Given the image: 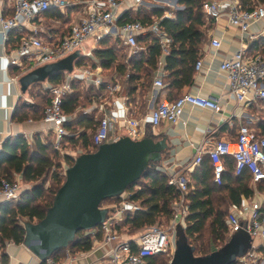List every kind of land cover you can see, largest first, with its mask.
Masks as SVG:
<instances>
[{"label": "built area", "instance_id": "built-area-1", "mask_svg": "<svg viewBox=\"0 0 264 264\" xmlns=\"http://www.w3.org/2000/svg\"><path fill=\"white\" fill-rule=\"evenodd\" d=\"M8 1L12 14L0 16L1 40L7 41L12 29L20 32L16 47L11 53L6 54L9 64L21 66L27 61L32 62L35 68L63 59L76 51L80 54L79 58L84 60L71 71L64 72L65 75L59 82L42 83L49 97V102L42 112V119L48 124V131L52 134V148L59 155L70 154L72 157L70 164L68 162L63 166L64 177L66 169L77 157L70 152L72 149L70 143L79 140L81 136L80 131L72 132L67 127L68 120L63 109L65 98L74 93L76 85L85 90H93V106L88 108L87 112L93 111L98 114L88 152H92L101 144L114 142L122 136H128L134 140L141 139L146 133V124L151 130L162 122L175 124L180 120L186 105L215 113L220 111L221 104L218 99L189 91L175 100L159 101L141 119L130 116L117 118L112 114L110 107L118 100L117 94L122 89V83L116 77H106L102 67L92 63L94 48H86V41L93 39L97 44L100 39L112 36L128 47L131 54L135 52L137 37L151 33L158 37L162 55H165L169 51L171 39L161 29L160 18H154L153 22L146 25L140 20L118 23L117 10L120 0ZM126 2L134 7L138 0H130V2L126 0ZM69 6H79L82 9L77 22L72 24L66 33H54L49 35L47 40H43L35 24L38 16L51 8L62 11ZM202 10L206 21L226 16L232 26L247 33L250 38L258 34L250 32L253 24L259 25V33L264 32V3L245 7L240 0H203ZM165 16L171 17V13L166 12ZM25 29L28 32H24ZM210 46L219 49L221 40L218 37H211ZM163 65V60H158L157 71L153 78V85L158 88L165 86L161 71ZM202 66L203 60L198 58L194 69L200 71ZM218 68L225 73L228 91L238 103L244 106L264 103L263 53H250L245 45H241L222 59ZM13 80H16V77ZM109 97H115V99L111 101ZM1 144L0 138V146ZM206 145L207 141L201 142L196 147L195 155L185 172L167 174L164 167H159L160 172L168 175V184L174 185L179 192L171 205V215L167 226L153 224L134 236L123 233L122 221L125 215L141 209L135 200L129 198V192L124 191L112 202L100 205V208L108 210V215L97 226L82 232L92 238V244L99 243L97 248L105 250V260L108 264H146L147 258L169 250L170 241L174 239L175 226L178 223L185 225L189 215L186 198L187 175L202 161L204 155H207L212 164L214 181L217 183L220 182L221 174L226 170L227 157L232 161L235 175L242 174L244 171L250 174L253 188L264 180V135L256 136L253 131L242 128L234 137L220 138L209 147ZM25 189L19 180L1 178L0 203L17 200ZM224 220L229 235L244 229L251 239L259 241L258 244L252 242L246 254L237 259L241 264L255 262L256 249L264 247V194L254 189L252 196H241L240 203L230 207ZM44 264H56V261L48 257L44 260Z\"/></svg>", "mask_w": 264, "mask_h": 264}, {"label": "trees", "instance_id": "trees-1", "mask_svg": "<svg viewBox=\"0 0 264 264\" xmlns=\"http://www.w3.org/2000/svg\"><path fill=\"white\" fill-rule=\"evenodd\" d=\"M240 1L247 7L264 3V0ZM178 4L182 8L177 10L153 8L141 19H137L141 15L140 12H137L135 17H128L129 14L125 13L123 17L118 18V23L140 20L145 25L153 22L154 18H160L161 29L171 39L169 51L164 56V70L167 75L164 79L162 76V80H165L166 87L169 89L167 96L170 101L182 95L180 90L184 85L191 84L194 64L199 58L198 48L206 39L202 10L203 0H178ZM165 11H171L173 17H166ZM136 41L135 52L128 56L122 48V42L118 38L113 39L109 36L100 39L101 49L94 51L103 70L115 71L123 76L122 86H125L129 98L139 86L140 89H148L151 86L158 60L162 57V49L158 37L155 35L151 33L139 35ZM126 75L128 76L126 77ZM75 88L74 93L65 98L63 109L67 112L72 111L77 103L78 85ZM85 91L88 94L93 92L92 89ZM261 105L264 106V103ZM254 107L255 104L247 106L249 110H254ZM252 125L253 127H246V129L252 130L256 136L264 135L263 116L258 117ZM37 140H35L36 149L34 148L32 151L22 135L7 137L1 144L0 179L12 180L10 171L14 170L21 173L24 181L38 180L39 182L30 189L23 190L17 200L0 203V247L7 240L23 243L24 225L34 220L38 222L43 219L52 204L56 191L62 184L57 172L59 164L53 163L57 152L52 146L40 145ZM85 141H87L86 137ZM96 150L97 148L93 151ZM227 158L225 160L226 170L221 174L219 183L214 181L212 164L207 155H204L202 161L187 175L188 193L186 198L189 215L184 234L188 245L193 248V254L196 256H204L212 252L204 246L205 239L224 242L218 248L228 243L230 235L224 220L227 206L239 204L241 196L250 197L253 195V189L249 185L250 174L244 171L242 174L235 175L232 161L229 157ZM156 163L150 162L140 178L125 190L130 193L131 200H140L143 206L142 209L128 213L123 218L122 225L127 226L129 232H136L142 228L144 230L155 224L159 216L170 217L171 205L179 195L176 187L168 184V175L156 169ZM51 170L52 172H50ZM47 174L51 177V182L45 188ZM140 179L143 182L140 183ZM256 188L264 194V180L260 181ZM115 198H111V202ZM91 246L92 238L79 231L68 246L57 250L50 257L54 258L59 251L61 252L65 248L87 250ZM155 257L147 258L146 264H155ZM236 262L232 264H236Z\"/></svg>", "mask_w": 264, "mask_h": 264}, {"label": "crops", "instance_id": "crops-1", "mask_svg": "<svg viewBox=\"0 0 264 264\" xmlns=\"http://www.w3.org/2000/svg\"><path fill=\"white\" fill-rule=\"evenodd\" d=\"M160 2L168 6H172L174 3L173 0H161ZM145 3L153 5L150 0H138V3L134 7H131L126 0H120V6L117 10L118 18L123 17L125 13L129 14L128 17H134L137 12L142 11L141 6L146 7L144 5ZM177 3L178 0L176 1ZM81 11L82 9L79 6H69L62 11L55 8L49 9L39 15L35 21L38 34L43 40H47L48 36L54 33H66L70 26L77 22ZM166 12H170L171 17H173L171 11ZM11 14L12 9L9 1L0 0V16H10ZM125 18L127 19V17ZM204 22L206 39L198 48V55L203 60V66L200 71L193 69L191 84L184 85L180 92L183 94L191 91L200 93L203 96L216 98L221 104V109L218 113H215L210 110L186 105L180 120L175 124L162 122L152 130L146 124L144 137L151 135L154 140H166L167 145L162 151L161 160L156 163V169L159 170L160 166L164 167L167 174L185 172L186 167L195 155L196 147L201 142L207 141L206 147H209L215 140L234 137L240 129L253 127L252 123L255 122L254 118L257 116L254 113L252 114L247 106L238 103L229 93L225 73L219 70L218 65L222 59L229 56L241 45H245L250 53L261 52L264 54V32L259 33V25L253 24L250 32L252 34H255V32L258 34L254 38H250L247 33H243L239 28L232 26L226 16H221L216 20L210 21H206L204 18ZM24 32H28V30L25 29ZM19 34L20 32L16 29L10 30L8 40L5 42H2L0 36V138L3 142L7 137L22 135L32 151L34 148L36 149V139H38L37 141L40 145L52 146V134L48 131V124L42 119V111L31 100L32 95L28 90L31 88H39L42 90V93H44L43 108L48 102V95L42 83L31 85L25 92H22L19 78L33 69V65H28L26 61L21 66L8 63L6 54L11 53L16 47ZM109 37L116 39L112 36ZM211 37H218L221 40V47L219 49H214L210 46ZM86 48H94L92 51L93 59L91 61L94 65L99 64L94 54L95 50L101 49L99 43L96 44L93 39H90ZM165 55L161 57L164 65ZM83 61L80 58L74 60L73 68L80 65ZM164 65L161 68L163 79L167 75V72L164 70ZM64 72L68 71L60 72L57 76L52 79H47L44 82L57 83L64 77ZM104 72L108 78L116 77L120 79L123 85V76H120L118 72H111L110 70H104ZM155 72L152 76L151 86L148 89H140L139 86L130 98L127 96L125 86H122L121 91L117 94L118 100L114 103L112 102L113 106L110 107L115 117L130 116L141 119L159 101L169 99L167 96L169 89L166 87L165 80H163L165 84L163 88H158L153 85ZM15 77L16 80H13ZM78 88L77 103L72 108V111L67 112L64 110L68 120L67 127L72 132L80 131L81 133L80 139L71 143L72 149H70V152L76 156L88 152L91 135L97 124L98 117L96 112H87V109L93 106V98L89 97L90 93L88 94L80 86ZM109 98L111 101L115 99V97ZM85 137L87 141H85ZM76 149L79 151L76 152ZM58 157L62 160L60 164L66 161L70 164L72 160L70 154L64 156L58 154ZM10 177L12 180H19L26 189H30L39 182L38 180L24 181L22 180L21 173L15 172L14 170L10 171ZM45 179L44 187L46 188L51 182L49 174H47ZM249 185L254 190L251 182H249ZM135 203L140 205L142 209L143 206L140 200H135ZM133 212L131 211L130 213ZM251 242L255 244L259 243L256 239H252ZM98 245L99 243H93L87 250L65 248L61 252L59 251L53 259L56 261V264H108L105 260V250L100 247L97 248ZM254 255L256 261L251 264H264V247L257 248ZM0 264H44V261L40 260L24 243H15L7 240L0 247Z\"/></svg>", "mask_w": 264, "mask_h": 264}, {"label": "water", "instance_id": "water-1", "mask_svg": "<svg viewBox=\"0 0 264 264\" xmlns=\"http://www.w3.org/2000/svg\"><path fill=\"white\" fill-rule=\"evenodd\" d=\"M173 1L176 4L177 0ZM79 57L76 51L31 69L19 78L22 92L60 72L71 71L73 61ZM166 145L165 139L154 140L151 136L138 140L122 136L101 144L96 151L78 155L66 169L64 180L43 219L24 225V245L44 261L68 246L77 232L100 224L108 215L107 209L99 207L100 203L105 198L121 195L140 178L150 162H159ZM181 230L169 264H232L246 254L252 243L249 234L241 229L231 234L223 247L196 256L187 243L184 227ZM180 241L183 243L179 244Z\"/></svg>", "mask_w": 264, "mask_h": 264}, {"label": "rangeland", "instance_id": "rangeland-1", "mask_svg": "<svg viewBox=\"0 0 264 264\" xmlns=\"http://www.w3.org/2000/svg\"><path fill=\"white\" fill-rule=\"evenodd\" d=\"M161 0H150V2L153 4V5H149V4H147V3H145L144 5H146V7H143V6H141V8H142V11H140V13H141V15L139 16V18H137V19H141L143 16H146L147 15V12H149V10H151V9H153V8H162V9H171V10H177V9H179V7L178 6H180L178 3L177 4H175V3H173L172 4V6L171 5H165V3H163V2H160ZM162 1H166V0H162ZM160 5H163V6H160ZM135 17V16H134ZM90 41V39L88 40V42ZM88 42L86 41V44L88 45ZM123 50L125 51V53H127V56L128 55H131L130 53H129V48L128 47H126V46H124L123 45ZM27 62V61H26ZM28 63V65H32L33 63L32 62H27ZM38 84H40V83H38ZM28 92L32 95V99L31 100H33L34 102H35V104H36V107L39 109V110H41V111H43L42 109H43V106H44V93H42V90H40L39 88H31V89H29L28 90ZM43 96V97H42ZM34 97V98H33ZM89 97H91V98H94V96H93V94L92 93H90L89 94ZM35 99V100H34ZM250 112L253 114H255V121L258 119V117H264V106L263 105H261V103L260 104H255V107H254V110L252 109V110H250ZM249 131H252V130H250V129H248ZM71 144V143H70ZM73 147H76V146H73ZM77 151H79L78 149H76V152ZM89 152H91V151H89ZM58 155V154H57ZM61 159L58 157H56L55 159H54V161H53V163L54 164H59V166L57 167V172H58V175H59V177L61 178V183L63 182V180H64V174H63V166L65 165V164H68V162L66 161V162H64V163H62V164H60L61 163ZM53 170V169H52ZM188 177V176H187ZM139 182L141 183V182H143L142 181V179H140L139 180ZM254 189H256L257 191H259L257 188H254ZM260 192V191H259ZM262 193V192H261ZM109 202H111V198H105L101 203H100V205L101 206H103V205H105L106 203H109ZM232 206V205H231ZM231 206H227L228 208H227V211L226 212H228L229 211V209H230V207ZM143 208V207H142ZM225 218V217H224ZM168 220H169V217L168 218H166L165 216H159L157 219H156V222H155V224H158V225H161V226H167V224H168ZM34 222H36V220L34 221ZM183 225V224H182ZM181 225V223H178L176 226H175V234H174V239H172V241H170V248H169V250H167L166 252H163V253H161V254H159V255H157L156 257H155V264H169L170 263V260H171V258H172V255H173V251H174V247H175V239L177 238V240H179L180 238H181V233H182V230H181V228L182 227H184V228H186V226L188 225V222H186V224L185 225H183L182 226ZM241 230V229H240ZM122 231H123V233H127L128 235H131V236H134V235H137V234H139L140 232H142L143 231V228L142 229H140V230H138V231H136V232H129V230H128V227L127 226H125L124 228H122ZM82 234L84 235V233L82 232ZM205 236H207L206 234H205ZM183 243V241H180L179 242V244H182ZM224 242H221V241H207L206 239L204 240V246L206 247V249H209L210 251H214V250H216V249H218V247L221 245V244H223ZM236 264H241L239 261H237L236 262Z\"/></svg>", "mask_w": 264, "mask_h": 264}]
</instances>
